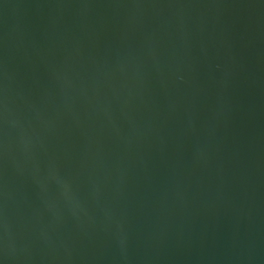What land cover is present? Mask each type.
Masks as SVG:
<instances>
[{"label": "water", "instance_id": "obj_1", "mask_svg": "<svg viewBox=\"0 0 264 264\" xmlns=\"http://www.w3.org/2000/svg\"><path fill=\"white\" fill-rule=\"evenodd\" d=\"M0 264H264V0H0Z\"/></svg>", "mask_w": 264, "mask_h": 264}]
</instances>
